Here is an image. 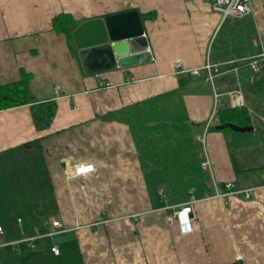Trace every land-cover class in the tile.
Returning a JSON list of instances; mask_svg holds the SVG:
<instances>
[{
	"label": "crops",
	"instance_id": "crops-1",
	"mask_svg": "<svg viewBox=\"0 0 264 264\" xmlns=\"http://www.w3.org/2000/svg\"><path fill=\"white\" fill-rule=\"evenodd\" d=\"M213 2L0 0V85L24 70L36 99L57 106L42 131L30 105L0 111V264H21L8 245L53 220L62 232L26 246L31 264H264V63L250 65L264 52V0L240 18H223ZM132 11L151 59L127 68L84 74L73 38L53 30L61 13L77 27ZM207 63L220 67L213 83L177 67ZM215 104L218 114L244 109L254 129L218 130L215 119L211 177L198 138ZM81 163L94 170L73 177ZM227 182L256 190L207 199ZM191 201L185 234L175 212Z\"/></svg>",
	"mask_w": 264,
	"mask_h": 264
},
{
	"label": "water",
	"instance_id": "water-1",
	"mask_svg": "<svg viewBox=\"0 0 264 264\" xmlns=\"http://www.w3.org/2000/svg\"><path fill=\"white\" fill-rule=\"evenodd\" d=\"M72 38L86 75L127 68L151 59L141 18L134 11L85 20L74 29ZM226 127L241 133L254 129L233 123L216 128L223 130Z\"/></svg>",
	"mask_w": 264,
	"mask_h": 264
},
{
	"label": "built area",
	"instance_id": "built-area-1",
	"mask_svg": "<svg viewBox=\"0 0 264 264\" xmlns=\"http://www.w3.org/2000/svg\"><path fill=\"white\" fill-rule=\"evenodd\" d=\"M212 8L215 12L222 15L223 18L227 17H244L246 15H249L252 12V5L251 0H214L212 4ZM260 62L264 63V52L260 54V57L257 59H253L251 61L250 65L253 68V70L257 71L259 68ZM178 68H180V72H187L194 76H201L203 70L207 72L206 81H209L213 83L215 74L219 72L220 67L219 65H213L210 63L205 64L202 68H194L190 70H184L181 65H177ZM59 89L56 90V94H58ZM217 96V95H216ZM236 103L238 106L244 105V100L242 96L239 94L238 97H236ZM218 117V110L217 105L215 104L212 113L209 117V119L206 122L205 130L202 135L199 136L198 140L203 141L205 140V136H207V132L212 126V123L217 119ZM203 161H202V167L205 170H209L212 173V164L210 161V157L207 153L206 148L203 149ZM74 172L71 174L73 177H82L85 175H88L94 170V165L91 163H81L76 164ZM70 175V176H71ZM256 188H249V189H237L235 187V184L233 182H227L225 183V192L216 191L215 195L213 196H207V199H211L214 197H229L231 195H237V194H244L246 198H250L252 195V192L255 191ZM194 202H189L188 205L183 206L181 209L175 212V217L178 219L179 227L182 233H190L193 230L192 227V219L190 217V214L192 213V207L191 205ZM174 216L170 217L172 220ZM22 219H19V222ZM61 223L60 221L53 220L47 223V231L39 236L35 237H25L21 240H19L16 243L9 244L8 246L12 247L13 250H18V246L21 244L26 245L29 249L35 250L37 248V241L54 237L55 235L61 233ZM3 232V227L0 226V233ZM51 251L55 255L60 254V249L57 245H53L51 247Z\"/></svg>",
	"mask_w": 264,
	"mask_h": 264
},
{
	"label": "trees",
	"instance_id": "trees-1",
	"mask_svg": "<svg viewBox=\"0 0 264 264\" xmlns=\"http://www.w3.org/2000/svg\"><path fill=\"white\" fill-rule=\"evenodd\" d=\"M154 13L145 15L144 18L154 17ZM53 30L63 33L69 40L72 39V33L77 23L70 14L61 13L52 20ZM19 81L0 85V111L15 107L30 105L32 117L37 130L42 131L48 129L55 117L57 106L55 101H38L31 92L30 81L31 74L21 70ZM221 125L233 123L240 127L251 125L248 113L241 108L236 107L218 114ZM226 129H230L226 127ZM225 130V129H224ZM26 245L18 246L19 261L21 264H31L29 256H24ZM230 264H243L238 260Z\"/></svg>",
	"mask_w": 264,
	"mask_h": 264
},
{
	"label": "rangeland",
	"instance_id": "rangeland-1",
	"mask_svg": "<svg viewBox=\"0 0 264 264\" xmlns=\"http://www.w3.org/2000/svg\"><path fill=\"white\" fill-rule=\"evenodd\" d=\"M228 130L233 131L232 129H228ZM200 143L202 145V149H204V147H205L206 150H207V153H208L209 150H208V147H207V138H206V136H205L204 142L200 141ZM208 155H209V153H208ZM209 157H210V155H209ZM210 161H211V164H212V173L209 170L207 172H209L211 174V177H213L214 171H213V163H212L211 157H210Z\"/></svg>",
	"mask_w": 264,
	"mask_h": 264
}]
</instances>
